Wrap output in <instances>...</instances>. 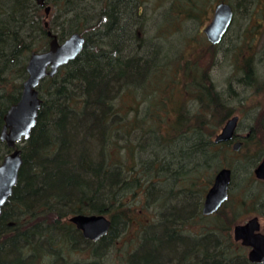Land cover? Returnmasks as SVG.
Masks as SVG:
<instances>
[{
	"label": "trees",
	"instance_id": "16d2710c",
	"mask_svg": "<svg viewBox=\"0 0 264 264\" xmlns=\"http://www.w3.org/2000/svg\"><path fill=\"white\" fill-rule=\"evenodd\" d=\"M212 1L46 0L62 18L46 27L49 16L35 0H0V136L28 56L48 47V31L62 41L86 37L79 57L39 86L38 122L21 146L19 182L0 217V264H113L111 250L134 225L133 248L117 264H256L231 234L244 205L232 217L199 212L198 195L220 165L214 136L234 114L235 95L218 91L182 46L137 36L152 3L165 7L160 34L180 32L194 46L201 31L188 35L184 25L193 20L199 30ZM244 45L229 50L234 74L258 85L255 49L246 57ZM10 151L0 138V163ZM251 176L236 188L248 207L264 202ZM75 214L108 216L110 232L84 239L69 221ZM80 243L86 255L77 260Z\"/></svg>",
	"mask_w": 264,
	"mask_h": 264
},
{
	"label": "water",
	"instance_id": "95a60500",
	"mask_svg": "<svg viewBox=\"0 0 264 264\" xmlns=\"http://www.w3.org/2000/svg\"><path fill=\"white\" fill-rule=\"evenodd\" d=\"M39 6L45 7L49 16L51 7L46 6V0H35ZM234 9L225 0H220L214 8L211 21L204 28V33L212 45L222 42L234 20ZM48 27V22L45 23ZM50 39L48 47L43 51H33L27 59V77L23 82L19 101L7 110L4 116V126L1 140L11 151L0 163V217L4 206L14 193L19 182L23 165L22 144L27 141L36 127L42 98L39 86L47 77H54L60 69L75 60L83 52L86 37L78 32L72 33L65 40H60L53 31H48ZM239 122L236 115L229 119L221 129L216 142L226 141L233 137ZM239 146V145H238ZM256 176L264 180V160L256 169ZM232 170L222 169L216 176L213 186L206 195L203 212L213 214L228 200ZM84 239L98 242L110 232L112 221L104 214H75L69 218ZM234 240L251 248L248 259L251 263H264V234L260 232V222L257 217L245 224L236 225L233 229Z\"/></svg>",
	"mask_w": 264,
	"mask_h": 264
},
{
	"label": "rangeland",
	"instance_id": "374dc122",
	"mask_svg": "<svg viewBox=\"0 0 264 264\" xmlns=\"http://www.w3.org/2000/svg\"><path fill=\"white\" fill-rule=\"evenodd\" d=\"M220 0H213L212 5V14L209 15L206 22L201 26L198 30V25L195 24V21H190L187 26L184 25L188 35H195L198 31H201V34L198 36V40L207 39L206 34L204 33V28L207 24L211 21L214 8L219 3ZM228 2L232 7L236 8V12L234 15L233 23L227 32L226 36L222 40L221 43L217 45H212L208 39V44L195 42L194 46L190 44H185L184 41L181 39L182 34L179 32L174 34H169L167 32V36L164 37L163 34H160L159 26L157 23L161 20L162 14L165 12V7H157L155 10L150 8L151 4H147L145 8H143L144 19L143 24L139 25L137 36L139 38H153L154 45H163L165 43L170 44L175 42L181 48H183V52L185 53L186 57L188 56L189 59H193L197 61L198 64L202 68H208L209 76L211 77V81L216 85L218 91H221L223 94H227L228 96L236 97V100L232 99L235 106V112L232 114L226 121H228L232 116L238 115L239 116V133L242 135H246L247 131L251 130L253 132V139L256 140L257 143L260 140L261 146L264 145V128L262 127L261 121L259 117L264 115V0H225ZM258 1V2H257ZM142 10V9H141ZM94 12V11H92ZM59 12L52 9L47 21L48 24H56V22L61 23V17H59ZM141 27V28H140ZM240 38H246L245 45L242 44V40ZM244 45L246 48L244 50V55L247 57L249 55V48L252 46L255 51V57L253 58V65L255 66L257 73H258V85L247 86L242 81L244 77L243 73L237 75L234 74V56L232 55V51H229L234 48L236 45ZM210 45L214 46L215 49L212 50ZM168 48V47H167ZM166 49V48H165ZM252 49V50H253ZM187 51V52H186ZM243 62V59H242ZM241 80L239 81L238 80ZM238 80V81H236ZM230 81V82H229ZM232 87V92L230 91V85ZM229 98V97H228ZM230 99V98H229ZM239 100L243 102V104L239 103ZM224 122L223 126L226 124ZM222 126V127H223ZM222 128H220L221 130ZM253 129V130H252ZM219 130V131H220ZM257 132L259 134L257 135ZM256 135V138H255ZM215 137V136H214ZM255 138V139H254ZM253 145V144H252ZM252 145L246 146L244 148V153L242 155L249 156L248 159L253 158L255 159L258 153L257 149H254ZM255 161V160H254ZM252 161V163L254 162ZM251 167V163L249 165ZM251 174V173H250ZM253 175V173L251 174ZM239 176V175H238ZM252 177V176H251ZM252 179L255 180L254 177ZM259 185V186H258ZM253 185L257 187V189L261 190L264 189V184ZM262 188V189H261ZM255 188L248 192L250 197ZM240 192V191H239ZM238 192V193H239ZM236 188L232 189V199L229 202V206L231 207L228 211L231 212L232 208L234 207L236 211H239L238 208L244 205L242 210L244 211L245 208L250 205V203H244L243 199L238 198V194ZM263 193V192H262ZM262 199L264 200V193L262 194ZM229 212L223 211L220 213V216L228 215L230 217L234 216L233 214H229ZM71 217V216H69ZM148 216H144L143 219L147 220ZM236 223H243L246 222L249 218L248 215L245 214V211L242 212L240 215L235 217ZM262 232L264 233V216H262ZM134 229H136V225H134ZM234 226V225H233ZM233 226L231 230L232 237L233 235ZM134 229L125 231L122 233L120 242H118L115 247L111 250V254L108 257V261H113V264H117L119 262L120 257H123V254L127 251L131 250L132 243L130 239H133ZM235 241V240H234ZM236 242V241H235ZM238 243V242H237ZM240 244V243H239ZM241 245V244H240ZM85 244L78 245L75 252V258L78 260H82L85 258L86 253L84 252ZM243 247V246H242ZM119 248V249H118ZM245 255L248 258V250L246 249Z\"/></svg>",
	"mask_w": 264,
	"mask_h": 264
},
{
	"label": "flooded vegetation",
	"instance_id": "af4514ba",
	"mask_svg": "<svg viewBox=\"0 0 264 264\" xmlns=\"http://www.w3.org/2000/svg\"><path fill=\"white\" fill-rule=\"evenodd\" d=\"M259 120L261 121L262 127L264 128V115L259 117ZM239 122H240V120H239ZM239 122H238L237 129H236V131H235V133L231 139L226 140V141L216 142V138H217L218 134H220L221 130L214 137V140H213V143H214L213 151L215 152L214 156L219 161L220 165H219V167L216 166L215 172L213 171L214 172V173H212L213 180L207 186V188L204 192V195H202L200 193V191L198 190L200 193V195H198L199 212L204 218H211L213 216H217L218 214H220L223 211L229 212L228 210L231 207L228 204L232 199V189L233 188L235 189L240 185H243L245 187V184H247V181H248V179H246V178L249 176L250 173L251 174L253 173L252 177L255 178V180L254 179L253 180L255 181L256 185H258V183L264 184V180L259 179L256 176V169L260 166V164L264 160V145L261 146L260 140L258 141V143L256 140H252L253 139L252 137H254V136H253V132H251V130L247 131L246 135L240 134L238 131L239 130ZM262 133H264V132H262ZM258 134H259V132H257V135ZM255 138H256V135H255ZM250 142L253 144L252 147L254 149L258 150L256 158L255 159L251 158V160L248 159L249 156L246 155L247 153H245V155H242V153H244V151H245L244 148L247 149L246 146ZM252 161H254V162L252 163ZM250 163H251V167H249ZM231 164H234V167L231 166ZM225 168L232 170V179H231V183L229 186L228 200L226 202H224L221 205V207L218 209V211H216L215 213L205 215L203 212V208H204L206 195H207L208 191L210 190V188L213 186L217 174L222 169H225ZM201 182L202 181H199V183H200L199 186H201ZM236 191H238V190H236ZM262 192L264 193V189H262V191L259 190L258 193H260L262 195L263 194ZM263 201H261V202H263ZM244 211H245V214L248 215L249 218L247 219L246 222L234 224L233 229L236 225L245 224L250 219L257 217L259 222H260V232L263 233L261 222L263 219L262 216H264V202L260 203L257 206L256 205H253L250 207L247 206ZM244 211L241 209V213ZM234 212H236V209L233 207L231 212H229V214H233ZM238 243L241 244V242H238ZM241 246H243V245L241 244ZM243 247L246 248L248 250V253H249L251 248L245 247V246H243ZM262 264H264V263H262Z\"/></svg>",
	"mask_w": 264,
	"mask_h": 264
}]
</instances>
